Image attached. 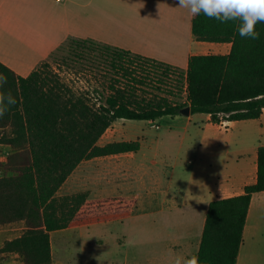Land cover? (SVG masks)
Instances as JSON below:
<instances>
[{"label":"trees","instance_id":"16d2710c","mask_svg":"<svg viewBox=\"0 0 264 264\" xmlns=\"http://www.w3.org/2000/svg\"><path fill=\"white\" fill-rule=\"evenodd\" d=\"M237 24H221L203 14L193 17L192 29L199 40L230 42L232 46L227 54L191 55L186 70L108 44L69 39L76 48L98 47L110 69L125 81L115 78L109 93L97 98L98 102L89 92L73 89L58 75L42 70L45 60L28 76L0 61V74L8 78L4 90H10L17 100L0 119V144L10 147L6 160H0V225L22 223L25 227L0 252L17 253L24 264H53L52 231L122 218L133 211L136 195H57L84 159L140 148L138 141L98 145L114 121H155L180 115L186 106L191 114H209L210 122L218 125L260 118L264 111V23L256 25L258 40L241 38ZM158 69L183 78L184 101L143 95L141 87L150 84L151 74ZM176 81L182 90L181 82ZM257 155L256 182L246 185L242 194L210 202L195 254L200 264L237 263L252 195L264 191V145L258 147Z\"/></svg>","mask_w":264,"mask_h":264},{"label":"crops","instance_id":"0c3cea01","mask_svg":"<svg viewBox=\"0 0 264 264\" xmlns=\"http://www.w3.org/2000/svg\"><path fill=\"white\" fill-rule=\"evenodd\" d=\"M192 23L193 16L186 9L177 7L176 0H0V61L17 74L28 76L71 38L123 48L183 70L187 69L191 55L230 52V42L199 40ZM200 114L205 117L202 122H210L209 114ZM193 115L186 116L192 119ZM133 120L114 121L100 137L98 145L138 141V150L84 159L68 176L57 195L80 192H87L90 198L136 195V207L129 215L70 228L75 227L73 231L80 234L82 230L88 232L97 223L127 222L129 231L114 236L110 232L119 246L128 240L129 234L135 237L133 243L125 247L128 254L125 264H175L177 257H188V246L179 253L182 242L171 237L168 241L160 240L162 244L153 252L152 248L147 249L145 242L142 243V235L161 236L160 221L176 220L180 221L179 233L183 236L185 229L187 236L189 229L196 230L200 244L210 202L242 194L246 185L256 182L258 155L248 161L243 151L247 144H251L252 136L238 139L239 158L235 159L232 168L227 167V154L219 150L201 157L196 155L197 150L189 148L193 144L187 136L182 138L179 150L162 154V141L152 136H140L137 125L130 122ZM248 120L259 125L258 151V147L264 145V111L260 118ZM220 162L225 168L222 169ZM259 210H264V191L252 195L239 256L247 236H254L261 227L260 220L254 217ZM166 227L171 234L175 226L169 223ZM21 228L25 230L22 223ZM64 229L50 233L51 245L53 233ZM198 248L199 245L197 251ZM52 255L54 260L53 252ZM239 256L236 264H239Z\"/></svg>","mask_w":264,"mask_h":264},{"label":"rangeland","instance_id":"374dc122","mask_svg":"<svg viewBox=\"0 0 264 264\" xmlns=\"http://www.w3.org/2000/svg\"><path fill=\"white\" fill-rule=\"evenodd\" d=\"M44 62L48 66L43 65L42 70L58 75L63 82L73 89L89 92L93 96L94 102H98L97 98L101 96L104 98L110 91L109 85L114 82L115 78H119L118 74L110 69L109 63L105 60L99 48L95 46L80 45L76 48L66 42L60 48H57ZM151 75L154 77L152 81L148 80L150 84L141 87L145 90L143 95L169 96L172 100H185V81L183 82L181 77H176L178 73L171 72L165 75L163 69H158ZM119 80L125 82L122 78H119ZM176 80L181 82L182 90H178L179 85ZM121 82L119 84H122ZM202 119H205V117L197 113L193 115L192 119H188L186 115H178L174 117L163 116L156 121L133 120L130 122L137 125L136 131L140 136H152L159 142L161 140L160 151L162 154H172L174 151L179 150L182 138L187 136L191 142L190 144H193L189 148H195L197 150L196 155L201 157L210 154L213 150H219L222 154H227L229 157L227 167L232 168L235 159L239 158L237 155L240 149L238 139L240 136H252L251 144H247L243 151L247 154L248 161L257 155L256 145L261 132L256 121H236L221 126L205 122V120L202 122ZM9 150V146L0 144V160H6V154ZM222 160L221 158V162ZM221 162L220 166L223 169L225 166L223 167ZM1 174L2 170L0 169ZM254 217L260 220L261 227L254 236H247L239 256V264H264V210H259ZM140 220H142V223L145 222L144 219ZM160 222L162 229L159 230H163L161 236L145 233L140 238L142 243L145 242L147 249L152 248L155 252L158 246L162 244L160 240L168 241L172 237L174 240L178 239L182 242V251L179 253L185 251V247L188 246V257L195 255L199 245L196 230L189 229L190 232L186 236V230L184 229L182 236L177 227L180 221L162 219ZM169 223H174L175 226L171 234H169L168 227H166ZM145 224H148V222ZM74 229L75 227H68L53 233L52 252L55 257L53 264H125L124 259L128 255L125 247L130 246L135 237L132 233L129 234L128 240L119 246L111 236L129 231L130 225L127 222L123 224L117 221L108 224L97 223L88 232L82 230L80 234L78 233L79 235L73 231ZM23 231L21 223L0 225V246L4 244L7 238L17 237ZM110 232H112V235ZM198 234L200 235V231ZM0 264H23V260L17 253L0 252Z\"/></svg>","mask_w":264,"mask_h":264},{"label":"clouds","instance_id":"9594fccd","mask_svg":"<svg viewBox=\"0 0 264 264\" xmlns=\"http://www.w3.org/2000/svg\"><path fill=\"white\" fill-rule=\"evenodd\" d=\"M176 5L186 9L193 17L203 14L221 24L238 22L236 31L241 38H260L256 25L264 23V0H176ZM7 83V76L0 74V119L17 103L11 91L4 90ZM175 264H200V261L198 256L192 255L177 257Z\"/></svg>","mask_w":264,"mask_h":264},{"label":"water","instance_id":"95a60500","mask_svg":"<svg viewBox=\"0 0 264 264\" xmlns=\"http://www.w3.org/2000/svg\"><path fill=\"white\" fill-rule=\"evenodd\" d=\"M181 113L183 115H190L191 113V108L189 106H186L185 108L182 109Z\"/></svg>","mask_w":264,"mask_h":264}]
</instances>
